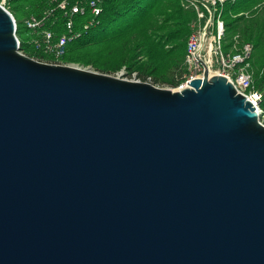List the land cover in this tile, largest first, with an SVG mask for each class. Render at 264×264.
Segmentation results:
<instances>
[{
  "label": "water",
  "instance_id": "water-1",
  "mask_svg": "<svg viewBox=\"0 0 264 264\" xmlns=\"http://www.w3.org/2000/svg\"><path fill=\"white\" fill-rule=\"evenodd\" d=\"M0 264H264L261 113L30 57L0 3Z\"/></svg>",
  "mask_w": 264,
  "mask_h": 264
},
{
  "label": "trees",
  "instance_id": "trees-1",
  "mask_svg": "<svg viewBox=\"0 0 264 264\" xmlns=\"http://www.w3.org/2000/svg\"><path fill=\"white\" fill-rule=\"evenodd\" d=\"M53 0H6L7 9L17 21L21 51L38 60H53L31 43L34 34L26 21L41 15ZM225 22L224 50L236 51L251 43L250 60L253 89L263 94L261 119L264 122V0H230L222 13ZM197 19L194 9L183 0H105L96 23L67 46L62 63L91 66L102 73L123 68L156 85L177 87L187 72V44ZM89 17L81 18L87 22ZM57 29L62 32V22ZM238 37V40L237 38ZM48 62V61H47Z\"/></svg>",
  "mask_w": 264,
  "mask_h": 264
},
{
  "label": "built area",
  "instance_id": "built-area-1",
  "mask_svg": "<svg viewBox=\"0 0 264 264\" xmlns=\"http://www.w3.org/2000/svg\"><path fill=\"white\" fill-rule=\"evenodd\" d=\"M104 1L53 0L50 8L41 15H31L26 21L27 27L34 34L31 43L38 51L53 57L50 62H43L63 64L62 58L67 54V46L82 37L96 23V19L102 15ZM228 1L230 0H183L187 8L196 11L197 19L187 44V72L182 82L173 89L180 90L196 78L203 79L205 72L209 71L211 76L227 77L237 91L244 94L262 114L263 94L253 89L250 63L254 51L253 44L245 43L242 47L235 44L236 51L224 50L225 22L222 13ZM1 4L6 7V0H2ZM85 17H89L87 22L79 21ZM60 22L62 32L57 29ZM16 27L18 28L17 21ZM236 38L238 40V37ZM19 45L21 46L20 39ZM121 74H128L126 68ZM132 77L133 81L155 84L151 77L143 80L137 73H133Z\"/></svg>",
  "mask_w": 264,
  "mask_h": 264
},
{
  "label": "rangeland",
  "instance_id": "rangeland-1",
  "mask_svg": "<svg viewBox=\"0 0 264 264\" xmlns=\"http://www.w3.org/2000/svg\"><path fill=\"white\" fill-rule=\"evenodd\" d=\"M2 2V0H0V3ZM73 65V64H72ZM78 67H80V68H84V69H89V70H93V71H96V72H99V71H97V70H95L93 67H91V66H88V67H84V66H79V65H77ZM124 69V68H123ZM122 69V70H123ZM122 70H120V71H118V72H115V73H112V74H109V73H107V74H109V75H111V76H114V77H120V78H124V79H128V80H133V77H132V75H129V74H124V75H122L121 74V72H122ZM127 70V69H126ZM102 73V72H101ZM155 83V82H154ZM158 86L159 87H161V88H168V89H173L174 87H171V86H168V85H166V84H161V83H158Z\"/></svg>",
  "mask_w": 264,
  "mask_h": 264
}]
</instances>
